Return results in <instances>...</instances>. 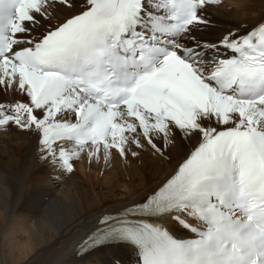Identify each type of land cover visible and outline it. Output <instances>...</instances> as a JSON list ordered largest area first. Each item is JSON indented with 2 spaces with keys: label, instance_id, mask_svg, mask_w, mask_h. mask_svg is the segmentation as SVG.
<instances>
[{
  "label": "snow or ice",
  "instance_id": "obj_1",
  "mask_svg": "<svg viewBox=\"0 0 264 264\" xmlns=\"http://www.w3.org/2000/svg\"><path fill=\"white\" fill-rule=\"evenodd\" d=\"M219 2L85 0L45 27L46 10L72 0H0V86L28 98L0 103V127L37 132L41 159L71 172L88 145L107 160L141 137L160 152L156 138L199 136L175 174L127 215L105 217L80 255L131 244L141 264H264V22L223 36L226 58L205 51L216 44L174 42Z\"/></svg>",
  "mask_w": 264,
  "mask_h": 264
},
{
  "label": "bare ground",
  "instance_id": "obj_2",
  "mask_svg": "<svg viewBox=\"0 0 264 264\" xmlns=\"http://www.w3.org/2000/svg\"><path fill=\"white\" fill-rule=\"evenodd\" d=\"M231 1L234 6L230 10L222 5H209L203 9L208 23L190 31L195 41L188 46L197 43L220 46L223 36L242 34L264 17V0ZM82 2L72 0V7L50 6L46 10L48 20L45 27L56 26L77 14ZM1 89L8 92V96L0 97L2 104L28 99L16 85L12 88L2 86ZM212 126L219 127L214 120ZM0 130V264H112L116 259L122 264H130L133 259L130 246L107 247L77 258L76 245L97 226L102 214L115 213L138 203L161 186L199 141L198 135L187 137L177 130L168 143L162 138L155 139L161 150L157 152L141 137L143 147L131 146L125 157L111 150L109 156L128 162L126 172H131L130 178H126L124 172L116 173L114 178L106 181L109 187L105 193L94 191L96 182H91L90 192L86 188L85 192H79L78 185L82 184L77 182L76 185L70 183V189L56 193L53 183L58 184L59 178L67 175L73 178L74 175L61 171L58 164L50 170L52 158L41 159L45 153L38 145L39 134L14 123L0 127ZM132 152L139 155L133 156ZM86 160L88 158H81L80 162H75L76 169L84 176ZM121 187L125 193L119 196L121 191L115 192ZM165 220L174 232L187 235L168 217Z\"/></svg>",
  "mask_w": 264,
  "mask_h": 264
},
{
  "label": "rangeland",
  "instance_id": "obj_3",
  "mask_svg": "<svg viewBox=\"0 0 264 264\" xmlns=\"http://www.w3.org/2000/svg\"><path fill=\"white\" fill-rule=\"evenodd\" d=\"M220 5L224 6V8H226V6H228V9L229 10L230 9H233V6H234V4H232V1L231 0H229V5H224V4H220ZM1 87L2 86H0V97L3 98L5 96H8V92L5 93L1 89ZM16 102H18V100H16L15 103ZM6 105H10V104L8 103ZM0 131L2 132V130H0ZM136 155L138 156L139 154L137 153ZM81 156L83 157V159L84 158H86V159L89 158L87 152H85ZM93 157L94 158H92V159L89 158L88 161L86 160L87 161V163H86L87 164V167H86V169H87L86 170V176H84L82 174V172L81 171H78L76 169V167H75V162H77V163L80 162L81 161V159H80V160H77V161H74V162L72 161L71 162L72 165H73V170H74V167H75V170H76V171L74 170V173H73V170L71 172V173H73L72 175H74L73 178H70V175H67V177L64 176L62 178H59V180H60V182L58 183L59 185L57 183H53V180H52L51 182L53 184H55L54 185L56 187L55 189H57L56 193H60V192L66 191L67 188H69L68 185H70V183L71 184L74 183L76 185L77 182H81V184H82V185H78L79 192H85L84 188H86V191H89L90 192L91 182H93V183L96 182V184L93 187L94 191H96V192L100 191L101 193H105L106 188L109 187L107 185L106 181L108 179L114 178V176L116 175V173L124 172L125 174H127V177L126 178H130L131 177V172H129V171H128V173L126 172V167L128 166V162H126V161H120V159H116V158L115 159L114 158H109L110 161L111 160L112 161H111V164H108L107 161H109V160L105 161V160L102 159V158H104V154H103V157L101 156L102 158H99L98 156H93ZM113 159H114V161H113ZM95 161H96V163H94ZM49 167H50V170H51V168L54 167V166L49 165ZM50 170H48V171H50ZM96 179H98V180H96ZM104 181H105V183H104ZM97 182H98V184H97ZM100 182H101V184H100ZM119 191H121L120 194H119V196H120L124 192V190H122V187H121V190L116 191L115 194H117Z\"/></svg>",
  "mask_w": 264,
  "mask_h": 264
}]
</instances>
